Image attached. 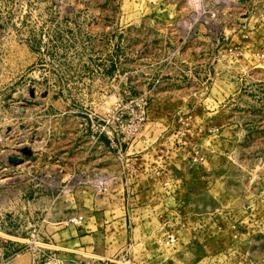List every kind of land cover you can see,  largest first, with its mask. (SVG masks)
<instances>
[{
	"label": "rangeland",
	"instance_id": "rangeland-1",
	"mask_svg": "<svg viewBox=\"0 0 264 264\" xmlns=\"http://www.w3.org/2000/svg\"><path fill=\"white\" fill-rule=\"evenodd\" d=\"M161 144L160 179L122 181L131 242L113 223L79 258L264 264V0H0V264L76 260L56 233L110 219L78 180Z\"/></svg>",
	"mask_w": 264,
	"mask_h": 264
},
{
	"label": "built area",
	"instance_id": "built-area-1",
	"mask_svg": "<svg viewBox=\"0 0 264 264\" xmlns=\"http://www.w3.org/2000/svg\"><path fill=\"white\" fill-rule=\"evenodd\" d=\"M114 147L116 148V145L114 144ZM122 147L119 146V149L117 150L118 159H120V162L122 164V171L117 176H112L110 174L107 175H101L99 176L95 175L91 181H82L78 180L77 186H81L82 184L88 183L90 186L91 195L92 198H100V195L105 196L107 192L110 189L111 182L115 183L116 177H119L122 181L124 178V181L131 180L132 181H139L140 176H145L146 179H154L158 178L164 168L167 165L168 160H172L173 156H176V148H174L171 144L168 147H164L163 144H161L157 150L154 152V155L151 156L149 159H143L138 156V154H135L134 151L132 152H124L121 151ZM187 158L189 161L201 164L204 162V157L202 154H200L198 151L194 152H188ZM174 156V157H175ZM160 179V177H159ZM123 184V183H122ZM124 185V184H123ZM163 194L165 196H170V198L175 202L177 199H175V192L169 191L168 182L163 183ZM163 195V196H164ZM166 208H168L166 205H163ZM171 211V217L167 222V224H170L168 226V229L165 230L162 236H158L156 239V242L161 243H169L173 244L177 241L176 234L173 233V229L177 226H181L184 219L189 218V215L183 214L180 215V210L178 208H174V206H170L168 208ZM83 220L82 215L75 216L73 219H69V222L72 224H75L76 222L80 224ZM188 224V223H187ZM189 225V224H188ZM0 253V262L2 261ZM87 261H79L74 262L73 264H119L118 262H122L121 260L115 261V257H105L97 254H87ZM123 260V259H122ZM52 264H66L64 261L61 260H54Z\"/></svg>",
	"mask_w": 264,
	"mask_h": 264
},
{
	"label": "crops",
	"instance_id": "crops-1",
	"mask_svg": "<svg viewBox=\"0 0 264 264\" xmlns=\"http://www.w3.org/2000/svg\"><path fill=\"white\" fill-rule=\"evenodd\" d=\"M112 176H117L116 173H110ZM109 193V194H108ZM135 196H139L138 194ZM128 192L126 188H124V185L122 184V180L119 177H116L115 185L113 182L110 184V189L107 192V194L100 198H92L94 201V205L92 203V209L94 213H97V211L102 213H108L110 214V219H107L105 216L104 219L94 220L93 226L94 229L87 226V224L82 226H72L67 227L64 230H61L56 233L57 242H59L60 245L67 246L73 250V253L75 255H78L81 250H83L86 245L84 244V241L87 237L93 236L98 230L105 227L104 230H106L107 227H110L111 229H114L112 224H115V227L117 229H125L128 230V234L124 237V243L131 242L133 239L131 236V216H129L130 212L133 210H137L140 207L137 206V209L132 208L131 204L128 203ZM102 203V204H100ZM101 205V206H100ZM118 215H121L120 217ZM89 227V228H88ZM52 251L48 250V255L52 254L53 256H59V252L55 249L51 248ZM81 255V254H79ZM76 258L70 259V255L68 254L66 256V259H69L65 261L67 264H71L72 262H79L82 261V258ZM70 257V258H67ZM29 258L28 257H20L14 259L11 264H28ZM39 262L40 259H39ZM38 262V264H39Z\"/></svg>",
	"mask_w": 264,
	"mask_h": 264
}]
</instances>
